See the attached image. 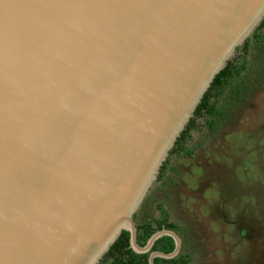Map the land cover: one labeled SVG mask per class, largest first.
Segmentation results:
<instances>
[{
	"label": "water",
	"instance_id": "obj_1",
	"mask_svg": "<svg viewBox=\"0 0 264 264\" xmlns=\"http://www.w3.org/2000/svg\"><path fill=\"white\" fill-rule=\"evenodd\" d=\"M264 0H0V264H100ZM170 236V253L153 250Z\"/></svg>",
	"mask_w": 264,
	"mask_h": 264
},
{
	"label": "rangeland",
	"instance_id": "obj_2",
	"mask_svg": "<svg viewBox=\"0 0 264 264\" xmlns=\"http://www.w3.org/2000/svg\"><path fill=\"white\" fill-rule=\"evenodd\" d=\"M263 52L264 41L252 43L245 57L263 65ZM256 78L246 77L242 99L226 95L221 106L231 109L213 129L198 118L176 152L190 119L136 212L138 226L162 219L161 206L192 264H264V77Z\"/></svg>",
	"mask_w": 264,
	"mask_h": 264
},
{
	"label": "trees",
	"instance_id": "obj_3",
	"mask_svg": "<svg viewBox=\"0 0 264 264\" xmlns=\"http://www.w3.org/2000/svg\"><path fill=\"white\" fill-rule=\"evenodd\" d=\"M264 41V20L254 32V34L245 41L243 52L230 60L227 66L221 70L213 80L209 89L205 92L200 104L196 108L195 116L191 119L188 127L183 132L181 141L175 151L181 153L185 148L186 140L191 136V130L197 128L198 118H209L208 126L213 129L218 118H226L229 107L221 106L222 100L228 94L229 96L237 95L236 98L242 99L243 85H246V77L253 74V70L257 72L256 80L259 81L264 77V64L258 62H248L245 55L249 52L252 43H260ZM264 59V52L262 54ZM255 63V64H254ZM183 142V143H181ZM162 219L155 221H144L138 225L137 240L140 245H145L150 236L157 230L165 227L179 231V226L174 222H169L168 215L164 209ZM175 248V241L170 236L160 237L153 245L152 250H159L165 253H170ZM148 253H137L130 247V234L123 231L110 250L106 253L100 264H149ZM156 264H192V256L187 254H179L174 258L166 259L161 257L155 258Z\"/></svg>",
	"mask_w": 264,
	"mask_h": 264
},
{
	"label": "clouds",
	"instance_id": "obj_4",
	"mask_svg": "<svg viewBox=\"0 0 264 264\" xmlns=\"http://www.w3.org/2000/svg\"><path fill=\"white\" fill-rule=\"evenodd\" d=\"M194 116H195V115H194ZM168 219H169V216H168ZM168 221H169V220H168ZM169 222H170V221H169ZM137 228H138V226H137ZM164 228H167V227L164 226ZM167 229H169V228H167ZM159 230H161V229H159ZM172 230H173V229H172ZM137 231H138V229H137ZM174 231H175V230H174ZM155 232H156V231H155ZM176 232L178 233L179 231H176ZM178 234H179V233H178ZM181 238H182V237H181ZM182 244H183V240H182ZM181 250H182V248H181ZM152 251H153V250H152ZM179 254H181V252H180ZM179 254H178V255H179Z\"/></svg>",
	"mask_w": 264,
	"mask_h": 264
},
{
	"label": "flooded vegetation",
	"instance_id": "obj_5",
	"mask_svg": "<svg viewBox=\"0 0 264 264\" xmlns=\"http://www.w3.org/2000/svg\"><path fill=\"white\" fill-rule=\"evenodd\" d=\"M183 240V239H182Z\"/></svg>",
	"mask_w": 264,
	"mask_h": 264
}]
</instances>
